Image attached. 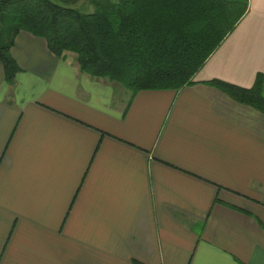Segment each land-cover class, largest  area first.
<instances>
[{
	"label": "crops",
	"instance_id": "crops-1",
	"mask_svg": "<svg viewBox=\"0 0 264 264\" xmlns=\"http://www.w3.org/2000/svg\"><path fill=\"white\" fill-rule=\"evenodd\" d=\"M0 62V264H264V0L180 89L118 94L22 30Z\"/></svg>",
	"mask_w": 264,
	"mask_h": 264
},
{
	"label": "trees",
	"instance_id": "trees-1",
	"mask_svg": "<svg viewBox=\"0 0 264 264\" xmlns=\"http://www.w3.org/2000/svg\"><path fill=\"white\" fill-rule=\"evenodd\" d=\"M0 0V62L13 82L16 36L43 37L58 57L75 54L82 72L130 91L192 84L212 53L249 10L250 0ZM85 9V10H84ZM210 84L264 113V73L250 88ZM139 264V263H136Z\"/></svg>",
	"mask_w": 264,
	"mask_h": 264
},
{
	"label": "rangeland",
	"instance_id": "rangeland-1",
	"mask_svg": "<svg viewBox=\"0 0 264 264\" xmlns=\"http://www.w3.org/2000/svg\"><path fill=\"white\" fill-rule=\"evenodd\" d=\"M75 7H78V8H85V7H88V0H81L80 3L74 5ZM85 10V9H84ZM118 84V83H117ZM117 92L118 94L122 91H127L129 94H130V91L127 90L126 88H124L123 86H121L120 84H118V87H117Z\"/></svg>",
	"mask_w": 264,
	"mask_h": 264
}]
</instances>
